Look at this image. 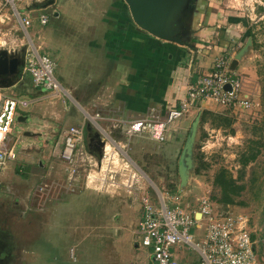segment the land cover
Listing matches in <instances>:
<instances>
[{
    "label": "rangeland",
    "instance_id": "1",
    "mask_svg": "<svg viewBox=\"0 0 264 264\" xmlns=\"http://www.w3.org/2000/svg\"><path fill=\"white\" fill-rule=\"evenodd\" d=\"M49 1L15 2L20 18L27 16L34 24L25 30L10 4L0 0V50L20 53L22 48L39 49L40 40L32 33L34 28L39 29L36 20L41 14L48 17L47 26L41 28L44 36L53 29L52 36L49 35L53 43L62 37L65 29L53 16L52 10L56 7L43 8ZM74 1L84 9L90 8L86 9V17H94L100 3L108 5L101 0ZM196 1L189 3L186 21L196 19L193 9ZM120 2L127 8L122 0ZM218 2L233 14L242 9L253 26L255 38L248 37L252 47L246 54L247 60L251 59L250 65L242 64L244 70L252 71V75L246 71L238 72V63L232 70L244 78L246 90L254 94L253 107L231 112L214 104L216 111L213 112L211 107L196 103L183 119L188 118L181 133L180 130L173 132L168 142L158 144L146 139L134 140L123 134L121 143L126 144L124 148L110 146L106 152L103 148L99 159L88 153L84 135L83 148L89 159L82 161L78 158L72 163L64 161L61 156L64 132L69 127L89 122L94 130L92 134H98L100 140L103 135L107 141L116 142L118 139L113 131L110 134L106 129V122H97L98 128L94 124L93 109L84 112L80 120L67 119L65 107L81 110L74 96L67 92L38 106L31 105L28 110L18 109L9 136L15 158L0 171V264H153L148 249L141 244L136 233L142 198L147 196L156 203L159 193L177 194L179 155L191 122L199 111L204 110L224 116L231 121V126L219 127L220 119L209 116L199 125L193 147L194 169L181 190V202L193 209L197 199L208 197L218 210L245 215L256 241L260 264H264V12H257V8H263L264 0ZM85 45L79 41L78 49L81 51ZM94 52L91 50L87 54ZM67 61V69L71 74L76 73L75 81L83 91L89 89L86 84L90 88L96 85L98 79L86 77L85 70L81 69L87 67L81 66L74 54L69 55ZM55 62L58 65V61ZM231 62L229 60V67ZM55 76L64 87L60 78L63 74L55 69ZM1 92L29 101L40 96L32 90H21L19 85L3 88ZM20 117L25 120L18 121ZM25 132L39 133L41 137H27ZM246 149L258 150L259 154L243 172L240 183L244 184L245 190L235 205L220 207L213 200L218 196L213 178L221 168L237 178L241 169L238 158ZM202 237L203 231L196 241ZM180 249L176 253L180 256L179 264H201L196 251L186 247Z\"/></svg>",
    "mask_w": 264,
    "mask_h": 264
},
{
    "label": "crops",
    "instance_id": "2",
    "mask_svg": "<svg viewBox=\"0 0 264 264\" xmlns=\"http://www.w3.org/2000/svg\"><path fill=\"white\" fill-rule=\"evenodd\" d=\"M50 1L53 3L50 4ZM50 1L43 8L52 5L53 8L56 7L52 10L53 16L58 25L65 29L64 34L62 33V37H58V40L53 43L49 35L52 36L54 30L50 29V33H45L44 36L41 28L46 27L48 23L45 26L37 23L39 29L34 28L32 36L37 34L40 40L38 48L41 52L37 49L39 53L50 58L52 56L53 61H58V65L55 61L54 63L55 69L63 74L60 78L65 84L64 87L57 79L63 92L53 95L39 87H34L30 76L23 71L24 64L21 75L12 86L19 85L23 91L32 90L39 93L38 98L30 100L29 107L38 106L49 99H56L66 92L69 93L72 97L74 96V101L81 109L75 111L73 108L70 110L69 107H65L64 115L71 121L80 120L84 112L90 109L102 118L113 116L135 119L151 108L165 110L167 107L177 106L181 100L185 99L189 87L195 84L201 75L210 71L217 58L224 57L232 61L249 39V32L254 34L253 26L248 20L250 18L242 9L233 14L218 0L196 1L193 8L196 19L187 21L186 29L189 33L183 40V45L160 41L137 28L131 20L128 8H125L120 0H101L108 5L104 6L100 3L95 15L91 13L94 17H86L84 15L88 11L86 9L90 8L84 9L83 6L74 4V0ZM259 11L264 12V6L257 8V12ZM31 24L34 27V24ZM79 41L83 45L86 43L81 51L78 49ZM91 45L93 48L89 50ZM91 50L95 52L88 55L87 53ZM71 54H74V58L81 66L87 67V69H81L85 70L87 78L90 76L92 79L93 77L98 79L94 87L90 88L86 84L89 89L83 91L77 85L74 78L76 73L71 74V71L67 69V58ZM246 56L238 62L237 71H246L252 75V71L244 70L242 65H250L251 59L248 61ZM68 101L70 100L67 99ZM199 105L209 106L213 112L216 111L214 103L203 102ZM187 120L188 118L179 124V133ZM106 124V129L110 134L113 131L115 138L118 139L116 141L118 145L124 148L126 144L121 143L124 134L122 128H116L112 123ZM81 127L87 138L86 149L88 150V145L91 143L88 142L89 135L94 130L89 126V122ZM33 134L35 135L27 137H41L39 133ZM141 217L142 212L140 220ZM140 220L136 233H138ZM148 253L151 260L149 250ZM175 256L176 259L178 256L179 260H177L180 262V256L177 254Z\"/></svg>",
    "mask_w": 264,
    "mask_h": 264
},
{
    "label": "built area",
    "instance_id": "3",
    "mask_svg": "<svg viewBox=\"0 0 264 264\" xmlns=\"http://www.w3.org/2000/svg\"><path fill=\"white\" fill-rule=\"evenodd\" d=\"M16 1L19 0H6L26 30L31 21L27 16L20 18L15 8ZM37 21L45 26L48 17L41 14ZM55 68L49 56L37 49L25 50L23 71L30 76L33 86L58 95L63 89L55 76ZM253 97L254 94L246 90L244 78L230 69L229 60L219 57L210 71L189 87L185 99L177 106L165 110L151 108L135 119L102 118L97 113L92 116L98 128L101 121L112 123L116 128H122L129 139L142 138L164 144L179 129V124L196 103L213 102L232 112L252 108ZM29 105V100L4 95L0 89V171L5 170L8 162L15 158L9 136L17 111L27 109ZM87 119L91 121V117ZM101 137L104 150L118 145L113 140L107 141L103 135ZM83 138L84 129L81 126L69 127L64 132L61 154L64 161L72 163L78 158L82 161L89 159L83 148ZM156 199L154 203L147 196L142 198V217L138 226L141 244L150 251L154 264H179L175 254L182 247L196 251L201 257V264H260L256 241L252 238L250 222L245 215L217 210L208 197L197 199L193 209L182 204L178 192L173 196L159 193ZM201 231L203 237L197 242L196 237Z\"/></svg>",
    "mask_w": 264,
    "mask_h": 264
},
{
    "label": "water",
    "instance_id": "4",
    "mask_svg": "<svg viewBox=\"0 0 264 264\" xmlns=\"http://www.w3.org/2000/svg\"><path fill=\"white\" fill-rule=\"evenodd\" d=\"M128 8L132 22L140 30L150 34L156 39L169 43L183 45V40L189 33L186 29L187 19L185 15L191 0H122ZM50 4L53 2L50 1ZM189 20V19H188ZM252 47L249 38L246 44L238 51L231 62V70H234L237 63L244 57ZM25 49L20 53L0 50V76L15 75L13 81L7 84H0V88L11 87L19 78L24 64ZM202 112L199 111L190 124L184 146L180 152L177 172L180 179L178 193L186 186L190 171L194 169L193 147L199 129ZM24 121V118H18ZM94 132V131H93ZM25 136H33L31 132H25ZM98 140L96 145H92L93 140ZM88 146L89 154L99 159L104 143L98 134H90Z\"/></svg>",
    "mask_w": 264,
    "mask_h": 264
},
{
    "label": "trees",
    "instance_id": "5",
    "mask_svg": "<svg viewBox=\"0 0 264 264\" xmlns=\"http://www.w3.org/2000/svg\"><path fill=\"white\" fill-rule=\"evenodd\" d=\"M248 36L251 38L254 37L250 32ZM208 116L211 118L220 119V122L218 123L219 127H222L224 125L231 126L230 120L224 118V116H221L219 114H214L213 112L207 110L202 111L200 124L205 123L206 117ZM258 154H259L258 150L246 149L244 152H242L239 155L238 162L241 169L239 172L240 175L237 178H234L224 168H221L216 172L213 178V187L215 188L216 191H218V196L216 198H213V200L218 206L226 208L228 206L235 205L236 199H238L245 190L244 184L240 183L243 181L242 180L243 172L250 163L256 161ZM197 171H199V169ZM210 201L214 204V202L211 199ZM213 206L217 209V206L215 204ZM252 238L254 239L253 234H252Z\"/></svg>",
    "mask_w": 264,
    "mask_h": 264
},
{
    "label": "flooded vegetation",
    "instance_id": "6",
    "mask_svg": "<svg viewBox=\"0 0 264 264\" xmlns=\"http://www.w3.org/2000/svg\"><path fill=\"white\" fill-rule=\"evenodd\" d=\"M14 78H15V75L0 76V84H7L8 82L13 81ZM97 142H98V140H96V139L93 140L92 145H96ZM90 144L88 146H90Z\"/></svg>",
    "mask_w": 264,
    "mask_h": 264
},
{
    "label": "bare ground",
    "instance_id": "7",
    "mask_svg": "<svg viewBox=\"0 0 264 264\" xmlns=\"http://www.w3.org/2000/svg\"><path fill=\"white\" fill-rule=\"evenodd\" d=\"M105 152H106V150H105ZM107 156V155H106ZM110 157V156H109Z\"/></svg>",
    "mask_w": 264,
    "mask_h": 264
}]
</instances>
